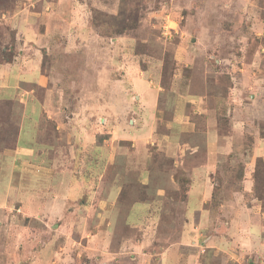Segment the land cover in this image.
I'll return each mask as SVG.
<instances>
[{
    "label": "rangeland",
    "instance_id": "374dc122",
    "mask_svg": "<svg viewBox=\"0 0 264 264\" xmlns=\"http://www.w3.org/2000/svg\"><path fill=\"white\" fill-rule=\"evenodd\" d=\"M55 2L0 0V64L38 76L1 116L0 264H264V166L245 188L264 162V0L128 1L140 23L116 37L102 12L120 0ZM231 84L256 125L224 149L204 115Z\"/></svg>",
    "mask_w": 264,
    "mask_h": 264
},
{
    "label": "crops",
    "instance_id": "0c3cea01",
    "mask_svg": "<svg viewBox=\"0 0 264 264\" xmlns=\"http://www.w3.org/2000/svg\"><path fill=\"white\" fill-rule=\"evenodd\" d=\"M43 2L44 4L46 0H40V2ZM57 3V0L56 2ZM57 5V4H54ZM58 6V5H57ZM39 7L37 8V10H33L31 13V17L34 15L33 13L35 12H39L38 14H36L35 16L37 17H33L35 19L39 20L40 16H44L45 14L48 15V13L45 10H42L41 12L39 11L40 9H42L43 7L40 5L39 3ZM49 8V7H48ZM39 9V10H38ZM54 12V11H53ZM51 12V13H53ZM42 13V15H41ZM51 17L52 15H48V18ZM44 18V17H43ZM19 28V25H17ZM35 36V34H34ZM35 41L34 43L37 42V38L38 40L42 38V33L38 34V37L35 36ZM19 60V59H18ZM15 61L9 63V64H3L0 65L2 70H0V74H2V78H1V83H0V103L2 100H15V97H18L19 91H20V82H23V79H31V78H36V72L32 71L31 69L28 70H21L18 63L16 64ZM19 62H22L19 60ZM38 77V76H37ZM24 91H26V93H29V89L28 88H23ZM33 91V90H32ZM240 92L239 89V85L238 84H231V86L228 88V91L226 92L225 97H222V101L223 103H225L226 107L225 109L222 108L221 110H218L217 106L218 104H223V103H216L214 105V107L209 111V115H204L205 120L206 119H210V123L209 125H211V130H209L207 133L205 131V140L208 141H214V142H218V144L223 147L224 149L230 147V144L228 139L231 138V135L233 134H239L243 131L246 130H250L254 124V126L256 125V122H254V119L252 117V114H250L248 116V118H246V116L242 115V116H238V113H240V109H252V104H244L243 101V97L241 95H239L238 93ZM236 95L238 97H236ZM240 99V100H239ZM152 101H154V99L152 98ZM190 107V106H189ZM193 108V107H192ZM226 112V113H225ZM199 114L200 111H199ZM220 115H224L227 116V118L229 119V125L227 126V128L225 129H221L220 126ZM195 117V116H194ZM252 117V118H251ZM25 119V120H24ZM24 121H23V125H22V129L20 128V132L18 135V142L16 144V146L14 148H12V150L14 152H16L15 150L19 151L18 146L20 145H27V142H31V137L35 139V135L37 133L38 130V122L35 121V119L33 117L28 116V118L24 117ZM250 119V120H247ZM28 122H31L32 124H34L35 126V132L36 133H32V130L30 132V134L28 135V133L25 132L24 127H27ZM249 127V128H247ZM213 129V130H212ZM23 132V134H22ZM241 136V135H240ZM260 137L259 139H264V136H258ZM239 140L240 137L238 136ZM35 141V140H34ZM196 147H199V144H196ZM216 145V144H215ZM31 148L30 143L26 146V148ZM210 147V146H209ZM225 151H222V153H219V158H223L224 156L226 157L227 154H229L230 152L228 151L227 153H223ZM195 156V155H193ZM213 167H216V165H214ZM210 173H212L210 170ZM255 171V168L253 169L252 172ZM195 172V171H194ZM249 173V172H248ZM255 186V183L253 184H248L247 186H245L247 191L251 192V188H253ZM241 187V186H240ZM250 187V189H249ZM242 189V188H240ZM201 190V188H200ZM241 191V190H240ZM10 203L7 200V202H5L3 204V207H9ZM256 225H262V222H256Z\"/></svg>",
    "mask_w": 264,
    "mask_h": 264
},
{
    "label": "trees",
    "instance_id": "16d2710c",
    "mask_svg": "<svg viewBox=\"0 0 264 264\" xmlns=\"http://www.w3.org/2000/svg\"><path fill=\"white\" fill-rule=\"evenodd\" d=\"M132 2L133 0H120V3H119V8L117 10V12L115 13H107V12H102L103 13H106L105 14V18L107 21L108 19L112 20L115 25H114V30L112 33H109L107 34L108 36H111V37H116V36H121L123 34H126L127 32H129L130 30H133L134 28H137L139 26V23H140V19H141V16L139 17L138 14H136L135 10L133 7H130L128 6L129 5V2ZM98 15H99V11H98ZM104 21V20H103ZM98 26V25H96ZM0 65H3V64H0ZM162 81V79H160ZM4 105H10L11 107L13 106V103H12V100H2L1 103H0V123L3 121L1 119V116L2 115H5L6 113V107H4ZM194 117V116H193ZM223 119L220 117V126H221V129L223 130L226 126L225 125H222L223 124ZM17 131L19 132V128H17ZM17 132V135H16V139L14 141L15 143V146L18 142V135L19 133ZM205 138V137H204ZM100 143V142H99ZM230 154V157L232 156V154L234 153H229ZM224 158V157H223ZM264 163V162H263ZM262 163V161L259 159L258 160V163H257V166H256V169L254 171V179H255V186H254V191L259 188L258 187V183H259V174H261L260 172V166H264V164ZM227 172H225L226 174ZM244 176V171H243V175L242 177ZM185 180V179H184ZM221 184L218 185V186H221L223 185V180L224 178L221 177V179H219ZM242 180V178H241ZM218 186H215L214 187V196H216L217 194V190L219 191L220 190V187ZM184 188V191H186L185 193L187 194V191H188V188L187 187H183ZM223 188V187H222ZM228 188L231 190V191H234L233 194L235 192H239L241 189L240 186L238 187H234V188H231L230 185H228ZM257 191V194L260 193L258 190ZM259 199H263L261 196H258Z\"/></svg>",
    "mask_w": 264,
    "mask_h": 264
}]
</instances>
